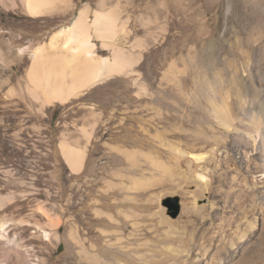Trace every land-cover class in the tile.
Returning <instances> with one entry per match:
<instances>
[{
    "label": "rangeland",
    "instance_id": "374dc122",
    "mask_svg": "<svg viewBox=\"0 0 264 264\" xmlns=\"http://www.w3.org/2000/svg\"><path fill=\"white\" fill-rule=\"evenodd\" d=\"M85 5L91 22L117 14L113 44L139 57L134 71L66 102L30 98L33 50ZM212 100L229 106V130ZM83 129L74 170L60 143L86 144ZM263 146L264 0H63L38 16L0 0V221L21 244L6 255L0 239V264H264ZM236 179L258 184L247 213ZM55 228L59 242L43 236Z\"/></svg>",
    "mask_w": 264,
    "mask_h": 264
},
{
    "label": "bare ground",
    "instance_id": "6f19581e",
    "mask_svg": "<svg viewBox=\"0 0 264 264\" xmlns=\"http://www.w3.org/2000/svg\"><path fill=\"white\" fill-rule=\"evenodd\" d=\"M60 1L63 0H22L26 12L33 16L41 15L45 11L53 9ZM89 11L88 5L83 6L69 25L62 26L53 32L48 41L38 45L33 50L32 63L26 74L27 83L23 87L24 92L30 98L42 103L66 102L71 97L77 96L84 89L92 87L113 74L134 71L132 66L139 60V57L127 54L122 48L113 44L115 36L120 31L117 23V14H106L96 11L95 18L91 22L89 20ZM94 37L101 39L103 46L106 48L114 46L112 57L99 56ZM211 104L213 117L219 124L229 130L231 128L229 106L226 103H216L215 100H212ZM258 129L256 128L255 134H250L253 139V147L250 150L259 149L256 144L257 135H259ZM82 135L86 138V144L82 146L70 145L65 140L60 143V149L64 157L74 170L81 169L84 164L91 132L83 129ZM243 150L246 151V156L248 157L250 150ZM262 150H264V146ZM177 151L179 156L185 155V151L180 149ZM212 155L204 156L200 153L195 155V159L208 161ZM260 172H264V163ZM197 177L198 182L204 188L209 185L210 179H208L207 174L199 172ZM254 180L252 184H249L246 179H236L238 181L237 185L241 188L240 192H242L236 196V201H238L240 209L244 213L248 211L242 201L244 198L253 197L256 189H258V184ZM0 202H3V200L0 199ZM254 204H250V208ZM210 206V208H213L214 203L211 202ZM190 210V207H185L186 213H189ZM262 212L264 213V207H262ZM245 221L249 230L255 228L253 220L246 218ZM57 224L58 222L54 225L57 226ZM7 232V222L5 220L0 221V239L7 241L6 244L8 243L5 254L7 255L11 251L19 252L21 244L15 243V245H11L15 240L8 237ZM43 232V236L46 238L55 242L60 241L61 235L56 228L53 232L46 230ZM248 233V230L244 229L239 231V239L243 240ZM235 246H237L236 242L232 240L231 247ZM209 263L213 264V262Z\"/></svg>",
    "mask_w": 264,
    "mask_h": 264
},
{
    "label": "water",
    "instance_id": "95a60500",
    "mask_svg": "<svg viewBox=\"0 0 264 264\" xmlns=\"http://www.w3.org/2000/svg\"><path fill=\"white\" fill-rule=\"evenodd\" d=\"M177 200V199H176ZM173 208H174V212H173V216H177V214L179 213V210H180V206H179V204L176 202V204H174V206H173Z\"/></svg>",
    "mask_w": 264,
    "mask_h": 264
}]
</instances>
